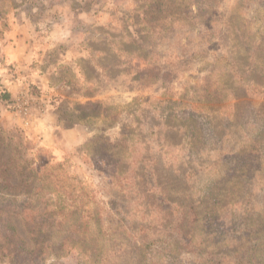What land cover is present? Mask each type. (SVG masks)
I'll return each instance as SVG.
<instances>
[{"label":"rangeland","instance_id":"1","mask_svg":"<svg viewBox=\"0 0 264 264\" xmlns=\"http://www.w3.org/2000/svg\"><path fill=\"white\" fill-rule=\"evenodd\" d=\"M190 1L156 15L170 24L147 32L146 52L126 45L141 0H0V130L3 143H24L43 190L39 210L0 207L28 248L0 247V264H143L179 210L191 241L228 221L249 228L264 211V170L230 177L240 143H264V0ZM239 80L249 86L234 97ZM191 112L211 116L210 129L171 135ZM259 156L245 166L264 169ZM198 257L183 249L164 263Z\"/></svg>","mask_w":264,"mask_h":264},{"label":"trees","instance_id":"2","mask_svg":"<svg viewBox=\"0 0 264 264\" xmlns=\"http://www.w3.org/2000/svg\"><path fill=\"white\" fill-rule=\"evenodd\" d=\"M141 1L142 8L141 6L139 7L137 22L135 24L142 27H138V29L129 32V40L126 45H135L138 51L144 50L147 52L148 49L144 46L150 45V43H148L149 40L146 39L151 35L150 33L147 36V32L150 30H167L166 26L170 24L166 18L161 19L156 15H168L176 11L177 13L184 12L192 5L190 0ZM2 11L4 10L1 5L0 18H2ZM116 43H118L117 45L119 46L122 45L119 42ZM241 80L237 83H231L230 85L231 93L234 97L238 96L236 92L239 88L249 86L243 85V83L240 82ZM226 85L229 86L228 83ZM217 91L220 90L215 89L216 93L208 95L204 99V102L207 104L204 108L208 112H213V104H217V101H220L217 100ZM8 96L9 94L6 91L0 92L1 99H7ZM239 104L240 103H236L235 105ZM164 116L169 117L170 115ZM184 119V121L175 119L179 125L170 127L171 135H179L180 139L186 135H189V137H199L202 135L201 132H203L204 135V128L210 129L211 116L208 117L206 114L199 116L191 112ZM262 136V134L259 135V139H261ZM167 137L169 139L168 134ZM0 142L1 151L7 149L10 151V155L8 154L7 159L0 160V207L9 208L13 206V211L17 213H20V211L24 212L25 209H31L29 205L35 206L36 209L39 210L41 204L39 198L42 196L43 192L42 186L40 185L41 179L35 167L31 165L28 160H24L26 154L24 143H3V132L1 130ZM198 144L200 143H178V145L181 146H195ZM181 151L186 152L184 149H181ZM262 151L264 152V143H240V147L233 153L232 157L240 161L241 164L238 167V171L231 170L232 175H230V177L236 178L234 173L238 174V172L243 169H245L243 173L247 172L249 174L258 175L261 170H264L263 166L260 164L258 169L249 170L248 167L245 166L247 164H245V162H248L246 160H250L251 158L257 161V159L260 158L259 153ZM14 175H17L16 179H13ZM55 210L57 211V206ZM176 214L174 218L171 214V220L162 224V227L169 226L171 228L170 232H167V234L164 231L161 232V235L164 236V240H161V244L157 245L156 251H153L156 260L149 261L146 259L147 251L144 250L142 251L144 254L142 259L144 260L143 264H165L164 260L168 254H176L183 249L194 250L196 254L200 255L196 261L191 260L185 264H264V225L255 223L256 219L260 220L257 218L258 215H263L264 211H260L258 215L255 214V219L252 222L253 226L249 228L241 227L236 229L231 227L228 221L224 223V226H220V228H212V230H207L206 232L202 231V235L198 236L193 241L189 240L193 238L191 235L192 233L190 232V234L188 231H185L184 222L187 214H184L183 210H179ZM209 215L214 217L212 213ZM2 216H4V218H1ZM249 216L239 217L238 220L240 223H243ZM12 220L13 217L9 216L8 213H0V247L2 248V246H4L3 251L11 257H18L22 253L26 254L25 252H27L28 248L19 237L14 224L12 225ZM230 237L231 239H228ZM39 246L40 245H36L35 253L39 250L41 252V247ZM62 250L63 244L59 243L52 249L51 254L57 256Z\"/></svg>","mask_w":264,"mask_h":264}]
</instances>
